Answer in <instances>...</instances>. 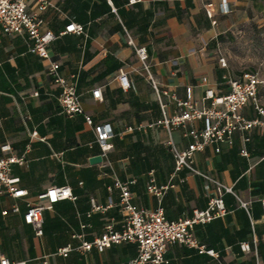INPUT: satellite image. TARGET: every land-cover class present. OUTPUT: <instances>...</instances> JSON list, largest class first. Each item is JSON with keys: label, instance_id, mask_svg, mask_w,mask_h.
Segmentation results:
<instances>
[{"label": "crops", "instance_id": "0c3cea01", "mask_svg": "<svg viewBox=\"0 0 264 264\" xmlns=\"http://www.w3.org/2000/svg\"><path fill=\"white\" fill-rule=\"evenodd\" d=\"M49 1L42 18L45 28L57 35L49 48L50 60L33 52L34 41L28 34L6 35L0 26V158L8 155L1 146L10 144L12 153L25 159V164L13 165L11 174L28 191L22 199L0 196V261L44 264L48 257V264H128L138 255L137 244L111 245L102 253L96 248L73 251L66 258L54 254L67 246L93 242L108 225L122 229L120 193L108 189L115 179L137 181L131 192L138 209L158 207L147 190L152 177L158 185H170L162 206L171 221L206 209L209 197L216 194L214 185L205 189L202 177L186 169L175 172L167 146L169 133L148 127L162 118V111L136 47L147 49L148 64L161 87L180 98L191 91L200 107L208 106L210 102L203 101L208 89L226 95L228 78L243 73L235 74L226 53L239 26L264 27V0ZM224 2L228 14L221 10ZM29 10H34V3ZM70 22L83 25L86 34H63ZM52 62L61 64L63 76L76 77L93 126L84 115L71 118L64 113L59 100L62 90L48 73ZM121 72L131 81L127 90L118 79ZM96 89H101L102 100L94 99ZM263 89L264 80L259 86L262 105ZM174 111L175 104L169 102V114ZM244 114L249 119L257 116L251 106ZM102 124H110L114 131L113 149L108 160L93 163L102 153L94 126ZM202 126L196 122L185 131L175 130L172 138L185 149L192 143L186 134ZM130 127L136 130L129 132ZM250 138L244 142L238 134L234 145H223L220 153L216 146H208L195 155L199 170L236 194L225 195V217L194 230L199 242L215 250L219 259L177 244L168 247L170 264H264V130H253ZM244 149L248 156L242 155ZM52 186L71 187L77 200H64L46 210L44 235L37 237L25 223L27 204L38 202ZM240 201L248 203V209ZM93 202L105 210H95ZM14 206L20 213L12 212ZM245 243L249 251L242 249Z\"/></svg>", "mask_w": 264, "mask_h": 264}, {"label": "built area", "instance_id": "2783aa9c", "mask_svg": "<svg viewBox=\"0 0 264 264\" xmlns=\"http://www.w3.org/2000/svg\"><path fill=\"white\" fill-rule=\"evenodd\" d=\"M135 0H131L134 3ZM34 3V10H29V4ZM51 6L49 0H0V26L6 35L28 34L34 41L33 52L41 58L50 60L49 48L57 39V35L45 28V21L42 14ZM210 8L212 5L209 6ZM223 13H230L228 3L221 6ZM210 18L214 17L211 10L208 11ZM75 34L83 36L86 29L83 25L70 22L63 34ZM136 53L140 58L143 68L147 73L148 80L154 89L157 101L162 111V118L148 127L164 128L170 135L167 146L175 161V172L188 170L192 174L205 179V189L209 191L211 186L216 187V194L209 197L208 206L204 210L196 209L189 218L177 221L167 219L162 206L163 200L170 189V185H158L156 179L152 177L148 183L147 190L158 202V207L154 210L138 209L133 204V193L131 186L136 184V180L122 182L115 179L114 184L109 186V191L118 190L120 193V211L124 217L121 230H115L112 225H108L104 234L96 238L93 242H84L81 246L74 248L67 246L58 250L55 256L68 257L71 252H90L96 248L99 252H104L111 245L123 243H134L138 246V255L128 264H170L166 258L168 247L171 245H183L195 249L199 254H207L219 259V254L212 249H208L196 238L194 230L198 225H206L214 220L223 218L228 214L225 204V195L232 193L236 195L232 188L214 179L210 175L199 170L195 165V155L204 152L208 146H216V152H221L223 145L233 146L235 137L240 134L244 142L251 140L250 132L255 129L264 130V105L259 99V86L262 83L258 72L253 70L244 71L240 76L229 77V92L220 96L212 89L205 93L203 101H209L208 106H199V102L194 99L193 93L188 92L186 98H180L176 92L160 86L159 82L151 72L148 64V51L146 48L136 47ZM223 66H226L225 59H221ZM54 78L62 92L60 104L65 114L69 117L84 115L86 123L93 126V120L85 114L81 96L77 90L76 77L69 79L62 75L61 64L52 62L48 71ZM118 79L124 89L131 88V81L127 73L121 72ZM37 96L38 93H35ZM94 99L102 100L101 89L93 91ZM169 102L175 104L173 115L168 112ZM251 106L257 116L249 119L244 114V110ZM201 122L200 130H193L187 133L192 137V143L185 149H180L172 138L175 130H187L192 124ZM138 127L137 130H141ZM96 142L101 149L102 160H108L113 149L111 140L115 137L110 124L94 126ZM136 128L130 127L129 132H134ZM36 136V133L33 134ZM3 153L8 154L0 158V196L7 194L15 199H22L28 195V191L20 188V179L12 176L13 165L25 164L23 157H18L12 153L10 144L1 146ZM243 156H248V152L242 150ZM55 156H57L55 154ZM38 202L28 203L27 211L24 215L25 223L32 226L37 237L44 235V212L51 209L55 204L64 201H76L77 197L69 186H52L38 197ZM241 202V206L248 209V203ZM94 204L95 210H105ZM264 210V200H262ZM14 214L20 213L19 206L12 208ZM244 251L250 250L248 243L242 244ZM48 257L44 264H48ZM0 264H28V262H11L7 258H1Z\"/></svg>", "mask_w": 264, "mask_h": 264}, {"label": "rangeland", "instance_id": "374dc122", "mask_svg": "<svg viewBox=\"0 0 264 264\" xmlns=\"http://www.w3.org/2000/svg\"><path fill=\"white\" fill-rule=\"evenodd\" d=\"M226 54L235 74L253 70L264 80V27L259 28L255 23L239 26Z\"/></svg>", "mask_w": 264, "mask_h": 264}, {"label": "water", "instance_id": "95a60500", "mask_svg": "<svg viewBox=\"0 0 264 264\" xmlns=\"http://www.w3.org/2000/svg\"><path fill=\"white\" fill-rule=\"evenodd\" d=\"M101 161H102V158L101 157H95V158L92 159V162L93 163H99Z\"/></svg>", "mask_w": 264, "mask_h": 264}]
</instances>
